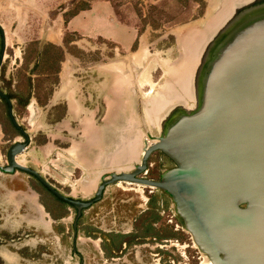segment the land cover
<instances>
[{
    "label": "rangeland",
    "instance_id": "374dc122",
    "mask_svg": "<svg viewBox=\"0 0 264 264\" xmlns=\"http://www.w3.org/2000/svg\"><path fill=\"white\" fill-rule=\"evenodd\" d=\"M245 5L246 0H0V89L26 100L33 85L26 107L12 101L15 118L31 137L18 163L83 201L95 197L103 178L132 173L169 120L195 111L203 60L218 38L213 28ZM48 44L65 50L59 66L41 61ZM2 48L0 34V53ZM7 110L0 102V124H6L0 167L8 165L10 147L24 142L9 125ZM171 168L164 155L154 153L145 178L157 181ZM153 214L160 218L154 229L166 236L162 240L147 231ZM76 216L35 178L0 172V264H209L162 191L117 183L74 228Z\"/></svg>",
    "mask_w": 264,
    "mask_h": 264
},
{
    "label": "water",
    "instance_id": "95a60500",
    "mask_svg": "<svg viewBox=\"0 0 264 264\" xmlns=\"http://www.w3.org/2000/svg\"><path fill=\"white\" fill-rule=\"evenodd\" d=\"M0 34L1 71L5 56L1 25ZM213 44L202 67L195 111L169 120L163 136L144 149L141 164L132 173L103 178L89 201L64 195L37 171L18 163L31 137L0 89L12 124L25 139L10 147L8 165L0 172L19 171L35 178L76 210L75 228L84 211L102 201L109 186L126 183L162 191L211 264H264V12L245 17ZM157 152L175 167L155 181L145 176L150 157Z\"/></svg>",
    "mask_w": 264,
    "mask_h": 264
},
{
    "label": "trees",
    "instance_id": "16d2710c",
    "mask_svg": "<svg viewBox=\"0 0 264 264\" xmlns=\"http://www.w3.org/2000/svg\"><path fill=\"white\" fill-rule=\"evenodd\" d=\"M86 10H88V9H86ZM82 11H85V9L84 8H82L78 13H76V14H74L72 17H71V19L72 18H74V17H76L77 15H79L80 14V12H82ZM65 42H66V40H65ZM53 51V53L51 54L50 52H52ZM65 56H66V52H65V50L63 49V48H61V47H57V46H55V45H53V44H48L45 48H44V50H43V52H42V54H41V58H42V60L41 61H43V62H46V63H54V65H60L64 60H65ZM28 89H29V93H28V96L26 97V100L24 99V97L22 96V95H20V94H7V96H8V98L11 100V101H16L18 104H19V106L20 107H22V108H24V107H26L27 105H28V103H29V100H30V97H31V93H32V90H33V85H32V82H29V85H28ZM51 96L53 95V91H51V94H50ZM4 105H6L5 103H3ZM8 107V106H7ZM7 120H8V122H9V125L11 126V128L17 133V134H19V130H17V128L12 124V121H11V119H10V117H9V115H8V110H7ZM2 124V126H3V129H5L6 128V124H4L3 122H1ZM5 125V126H4ZM20 135V134H19ZM46 189V188H45ZM52 195V194H51ZM53 196V195H52ZM54 197V199H55V201L56 202H58L60 205H64V206H66V207H70V208H73V207H71V206H69V205H67L66 203H64V202H62V201H60V200H58L55 196H53ZM46 206V205H45ZM61 208L62 207H60V206H57V209H58V211H60L61 210ZM47 209V211H48V213H50L51 214V216L55 219V220H58L59 218H57V215L52 211V210H50V208H46ZM77 217V216H76ZM159 216H157L156 214H153L152 215V222L149 224V226L147 227V231H149V232H153V235L154 236H156L155 237V239H157V240H162L164 237H166V236H161L158 232H156L155 231V229H154V225H156L157 223H158V221H159ZM80 221V220H79ZM78 221V222H79ZM180 222H181V225L184 227V224H183V222L180 220ZM77 225H78V223H77ZM125 242L124 241H121V243L120 244H124ZM111 246L112 247H114L115 249H119V247H118V245H116L115 244V242H112V244H111Z\"/></svg>",
    "mask_w": 264,
    "mask_h": 264
},
{
    "label": "bare ground",
    "instance_id": "6f19581e",
    "mask_svg": "<svg viewBox=\"0 0 264 264\" xmlns=\"http://www.w3.org/2000/svg\"><path fill=\"white\" fill-rule=\"evenodd\" d=\"M246 2H247V5H245L244 8L238 10L237 12L234 11V13H231L223 22L221 21L215 28H213L214 32L218 31L217 36L225 34L234 24L239 23L245 17L250 16L254 13L264 12V1L246 0ZM213 43L210 45L214 46ZM210 48H211L210 46L207 48V52L203 60L204 64L206 63L210 55V52H211ZM196 107H197V103H196ZM196 107L194 109H196ZM208 263L211 264L210 261Z\"/></svg>",
    "mask_w": 264,
    "mask_h": 264
},
{
    "label": "flooded vegetation",
    "instance_id": "af4514ba",
    "mask_svg": "<svg viewBox=\"0 0 264 264\" xmlns=\"http://www.w3.org/2000/svg\"><path fill=\"white\" fill-rule=\"evenodd\" d=\"M2 50H3V48H2ZM2 50H1V52H2ZM0 55H1V53H0ZM3 66V65H2ZM2 69V68H1ZM6 95H7V93H5ZM0 102H2V103H5L6 105H7V103H6V101L4 100V99H2L1 97H0ZM8 106V105H7ZM19 134H20V136H22V134L19 132ZM23 137V136H22ZM24 141H25V139H24ZM168 159V158H167ZM169 160V159H168ZM169 162L170 163H172V168L171 169H173L174 167H175V165L173 164V162H171L170 160H169ZM170 169V170H171Z\"/></svg>",
    "mask_w": 264,
    "mask_h": 264
},
{
    "label": "crops",
    "instance_id": "0c3cea01",
    "mask_svg": "<svg viewBox=\"0 0 264 264\" xmlns=\"http://www.w3.org/2000/svg\"><path fill=\"white\" fill-rule=\"evenodd\" d=\"M78 17H80V15L78 16H76V17H74L75 19H77ZM3 131V126L0 124V133ZM74 228H75V226H74ZM77 228V227H76ZM75 239H76V235H75Z\"/></svg>",
    "mask_w": 264,
    "mask_h": 264
}]
</instances>
